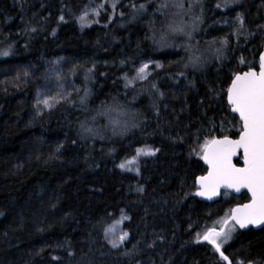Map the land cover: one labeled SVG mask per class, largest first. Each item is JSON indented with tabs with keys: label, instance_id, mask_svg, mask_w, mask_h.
Here are the masks:
<instances>
[{
	"label": "trees",
	"instance_id": "trees-1",
	"mask_svg": "<svg viewBox=\"0 0 264 264\" xmlns=\"http://www.w3.org/2000/svg\"><path fill=\"white\" fill-rule=\"evenodd\" d=\"M88 2L0 0V50L14 53L0 57V264H226L197 233L250 197L198 199L201 145L238 137L226 93L259 65L264 0H120L112 20L84 29ZM145 60L161 66L126 86L120 76ZM60 67L71 89L38 105ZM142 146L159 151L122 171ZM122 212L129 238L113 248L106 229ZM222 251L232 264L264 261V228H237Z\"/></svg>",
	"mask_w": 264,
	"mask_h": 264
},
{
	"label": "snow or ice",
	"instance_id": "snow-or-ice-1",
	"mask_svg": "<svg viewBox=\"0 0 264 264\" xmlns=\"http://www.w3.org/2000/svg\"><path fill=\"white\" fill-rule=\"evenodd\" d=\"M196 2H199V0H196ZM233 2L238 3L239 0H233ZM175 6L182 9L184 7L183 0H176ZM112 7L115 8V3ZM132 7L136 8L137 6L133 4ZM160 7L167 8L168 4L162 3ZM217 7H220V5L218 4ZM143 9H145V5H139V10ZM93 12L95 15H99L98 10L93 9ZM88 15L89 13L85 11L80 16L82 26L87 24ZM63 19L64 17L60 16V20ZM237 20L240 29H243V16L238 15ZM169 31L184 33L189 38L191 37V32L185 33L184 28L180 26H169ZM237 34H239V30ZM159 44L161 47L171 46L167 41L166 34L161 36ZM227 44V40L222 41V46ZM216 52L219 54L217 56V59H219L223 55L222 49L217 48ZM13 54L11 45L6 49L0 50V57H8ZM190 62L193 66H196L200 61L199 58H196L191 59ZM159 66L157 65V67ZM147 68L148 64H143L136 70V76L133 79H146L145 70ZM131 83L132 81H128V84ZM160 95L162 96L163 93H160ZM226 95L231 111L239 115L238 138L230 139L225 135L220 139L213 137L204 141L203 145H201L202 159L207 163L208 171L207 175L197 178L196 182L199 185V190L195 195L211 200L220 194L221 188L231 189L235 192L246 189L250 193V201L248 203L238 204L236 207L230 208L221 220L216 221V225L220 226L219 230L213 225L212 227H207L203 233H197L198 242L201 238L209 242L226 264H232L229 257L222 251L223 245L233 238L237 228L245 229L250 225L255 227L264 225V54L259 57V71L257 72L255 68L250 67L248 71L235 74ZM85 99L86 97L82 98V102ZM37 104L48 106L49 100L38 99ZM87 131H91V129H87ZM158 151L159 149H138L137 156L141 153L144 155H155ZM240 153H242L244 167H236L232 163V158ZM126 163L135 164L136 159L133 158V160L126 161ZM125 166V163L120 164L121 168H125ZM136 170L138 171V168ZM138 191L142 192L143 188H139ZM109 232L116 237L110 240L113 248H118L128 235L126 232L117 233L111 228ZM237 264H244V261L238 260ZM248 264H264V261L249 260Z\"/></svg>",
	"mask_w": 264,
	"mask_h": 264
},
{
	"label": "rangeland",
	"instance_id": "rangeland-1",
	"mask_svg": "<svg viewBox=\"0 0 264 264\" xmlns=\"http://www.w3.org/2000/svg\"><path fill=\"white\" fill-rule=\"evenodd\" d=\"M119 2H120V0H89L88 4L84 7V9L78 15V20H79L81 27L85 29V28H90V27L102 24L104 21L103 17L105 15L107 16L108 20H112L115 16V10H116V7L119 4ZM114 3H115V8L112 7ZM101 5H102V7H101ZM93 9L98 10L99 15H95V13L93 12ZM85 11H87L89 13V15L87 18V24L82 26V23L80 21V16L83 15ZM89 61H90V65L92 68H97L100 65H106L108 63V61H103V60H98V59H90ZM143 64H148V68L145 70L146 76L149 75L154 69L159 68L161 66L160 61H156V60H145V61L140 62L139 64H137L131 68L132 71L124 72L120 76L126 85L130 86V85L134 84L137 80H140V79L134 80L133 77L136 76V70L139 69ZM157 65H160V66L157 67ZM67 70L68 69L65 67H60L59 70H57L55 73H53V75H51L50 78H48L44 82L43 86L40 89V93H39V99L40 100L48 99L49 102H52V103L55 102L56 103L65 97L64 95H66L68 90L71 89V81H72V78H71L72 76L69 75L70 73ZM125 77H127V79H125ZM128 81H132V83L128 84ZM138 149H144V150L152 149V150H154L150 146H142ZM150 156H153V155H144L143 153H141L139 156H137V151H136L135 155H133L132 157H130V158H128L122 162V163H125L126 166H125V168L120 167V169L124 172H130L133 174H138L140 161L143 158H148ZM133 158L136 159L135 164H127L126 163V161L133 160ZM137 168H138V171L136 170ZM129 169H131V170H129ZM127 220H129V216L125 212H122L119 215L117 220L113 221L112 223H110L107 226L106 233L108 235L106 236V238L109 240V242H110V240L116 238L115 236H113L111 234V232H109L110 228L114 229L117 233H125L126 232L128 234L126 236L125 240L123 241V243H121L119 247H121L128 240L129 233L124 227L125 222Z\"/></svg>",
	"mask_w": 264,
	"mask_h": 264
},
{
	"label": "water",
	"instance_id": "water-1",
	"mask_svg": "<svg viewBox=\"0 0 264 264\" xmlns=\"http://www.w3.org/2000/svg\"><path fill=\"white\" fill-rule=\"evenodd\" d=\"M262 54H264V46H263V49H262V51H261V54H260V56L262 55ZM255 70L258 72L259 71V66H258V68H255ZM246 71H248V70H246ZM243 72H245V71H243ZM239 73H242V72H239ZM239 73H237V74H239ZM231 107V106H230ZM232 113H234V114H236L238 117H239V115H238V113H235V112H233L232 111ZM229 137V136H228ZM220 138H223V137H217V139H220ZM230 139H236V138H233V137H229ZM238 138V137H237ZM238 158H241V165H237L236 164V159H238ZM203 162H204V164L207 166V168H208V165H207V163L203 160ZM232 163L236 166V167H244V161H243V159H242V153H240V154H237L236 156H234L233 158H232ZM208 171V170H207ZM205 175H207V172L205 173V174H203V175H200V176H205ZM200 176H198V177H200ZM199 190V185L197 184V191ZM223 192H230V193H232V194H234V195H241L242 193H244V192H246V193H248L247 192V190L246 189H242L240 192H235L234 190H231V189H224V188H221L220 189V194L219 195H217V196H215V197H213V199H211V200H209V199H206L205 197H201V196H198V198H199V200H201V201H204V202H208V203H214V202H217V201H219L221 198H222V195H223ZM248 195L250 196V193H248ZM250 201V200H249ZM249 201H247V202H245V203H248ZM243 204V203H242ZM237 205H235L234 207H236ZM233 207V208H234ZM251 228H253V229H255V230H259V229H262V228H264V225H260L259 227H255V226H249L248 228H245V229H240V230H242V231H248V230H250Z\"/></svg>",
	"mask_w": 264,
	"mask_h": 264
},
{
	"label": "bare ground",
	"instance_id": "bare-ground-1",
	"mask_svg": "<svg viewBox=\"0 0 264 264\" xmlns=\"http://www.w3.org/2000/svg\"><path fill=\"white\" fill-rule=\"evenodd\" d=\"M72 73V72H71ZM73 87V86H72Z\"/></svg>",
	"mask_w": 264,
	"mask_h": 264
}]
</instances>
